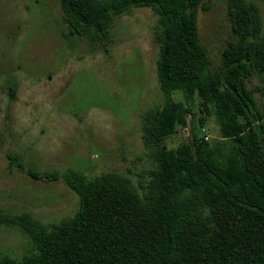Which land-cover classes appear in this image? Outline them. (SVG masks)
Returning <instances> with one entry per match:
<instances>
[{
    "label": "trees",
    "instance_id": "trees-1",
    "mask_svg": "<svg viewBox=\"0 0 264 264\" xmlns=\"http://www.w3.org/2000/svg\"><path fill=\"white\" fill-rule=\"evenodd\" d=\"M257 1L264 3L227 0L238 38L224 49L222 70L213 72L198 26L200 8H210L206 0H59L70 33L93 44L134 8L158 16L165 101L143 123L146 142L157 147V167L150 183H140L143 195L118 173L27 170L35 179L63 178L79 208L51 226L30 212L0 213V227L20 230L33 244L19 259L0 252V264H264V108L248 87L254 74L264 75ZM178 91L200 98L219 125L220 142L195 136L193 144L161 145L187 125L189 109L176 100Z\"/></svg>",
    "mask_w": 264,
    "mask_h": 264
},
{
    "label": "rangeland",
    "instance_id": "rangeland-1",
    "mask_svg": "<svg viewBox=\"0 0 264 264\" xmlns=\"http://www.w3.org/2000/svg\"><path fill=\"white\" fill-rule=\"evenodd\" d=\"M206 1L210 8H200L198 16L200 39L211 70L218 72L224 49L238 37L227 0ZM257 4L264 22V3ZM157 23L151 8H134L93 44L70 33L59 0H0V213L30 212L51 226L77 212L79 196L63 178L35 179L29 169L79 171L89 178L118 173L144 194L140 183H150L157 167V147L145 140L144 118L165 101ZM248 87L263 109L264 75L254 74ZM174 96L189 109L187 125L161 145L193 144L195 136L212 144L222 140L197 95ZM32 249L20 230L0 227L2 254L19 259Z\"/></svg>",
    "mask_w": 264,
    "mask_h": 264
}]
</instances>
